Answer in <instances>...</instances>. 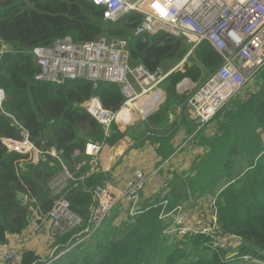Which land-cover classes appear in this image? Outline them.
<instances>
[{"label":"trees","instance_id":"obj_1","mask_svg":"<svg viewBox=\"0 0 264 264\" xmlns=\"http://www.w3.org/2000/svg\"><path fill=\"white\" fill-rule=\"evenodd\" d=\"M103 10L90 0H0V87L6 91L0 107V244L26 231L33 209L43 215L52 210L58 197L54 185L68 171L74 180L67 181L64 193L82 222L54 235V244L60 252L73 236L88 235L87 240L74 237L75 243L58 259L42 260L26 248L13 264H264V66L200 129L202 151L192 158L190 171L174 173L167 181L170 191H159L151 202L141 204L134 222L116 227L111 218L94 225V189L106 186L110 176L100 165L99 172L89 173L93 162L85 158L86 144L104 141L113 146L129 131L114 124L111 136L105 137L103 125L83 103L98 95L106 108L117 111L124 95L119 85L108 82L97 88L87 79L40 82L31 53L66 36L77 43L103 36L128 38L142 21L140 14H133L107 22ZM130 50L132 65L167 71L185 58L190 43L169 34L140 36L131 41ZM194 53L209 70L202 80L222 63L208 41ZM191 66L188 73L175 72L162 85L174 102L183 101L176 84L184 76L199 77V66ZM167 106L169 100L162 111ZM24 132L43 151L38 163L28 154L9 151L2 142L22 139ZM198 194L214 204V233L184 238L172 233L174 219L169 214ZM199 215L211 217L209 212ZM223 239L225 247L217 244ZM248 255L252 258L244 262Z\"/></svg>","mask_w":264,"mask_h":264},{"label":"built area","instance_id":"obj_2","mask_svg":"<svg viewBox=\"0 0 264 264\" xmlns=\"http://www.w3.org/2000/svg\"><path fill=\"white\" fill-rule=\"evenodd\" d=\"M102 7L103 18L107 22H117L133 14H140L142 21L131 37L109 40L99 37L96 40L77 43L71 36L57 39L50 45L36 46L32 56L39 67L35 79L40 82L64 84L68 81L87 79L94 88L100 82L119 85L124 103L117 111L106 108L101 98L94 95L83 103L85 110L103 125L105 137H110L112 127L118 123H129L133 110L140 116L148 115L162 104L166 97L162 85L171 72L187 64L188 57L205 41L210 42L222 58L216 71L202 80L196 90L188 95L187 103L193 111L195 122L200 130L210 124L213 117L239 93L253 75L264 66V0H90ZM169 34L184 38L190 43V50L181 63L170 70L151 71L144 65L130 63V43L140 36ZM158 94L156 98L153 97ZM148 96L141 104L143 98ZM6 99V91L0 87V107ZM152 102V103H151ZM153 107L155 109L152 111ZM150 111L145 113L147 109ZM152 111V112H151ZM125 112V116L122 114ZM122 117V118H121ZM9 151L28 154L33 163L43 151L24 132L22 139L3 138ZM106 143L89 141L84 153L92 158L90 172H99V160ZM52 153L58 157L57 151ZM82 164H80L81 166ZM68 180H74L68 171L56 184L58 197L52 210L47 214L50 232H67L82 222L73 210L64 193ZM148 175L139 168L132 179L126 181L119 196H115L108 186L94 189L97 204L92 210V220L99 226L108 218L114 205L120 201L128 222H134L141 212V197L146 190ZM183 207L176 206L169 216L174 219L172 233L179 236L191 229L183 228ZM167 216V215H166ZM216 215L211 212V218ZM31 221V217L29 218ZM116 227L121 226L116 223ZM215 224H210L215 228ZM43 230L40 225L29 232L16 235L14 242L0 244V264H13L20 261L33 235ZM192 231L205 233L196 227ZM226 239L219 245L226 246ZM70 249V248H69ZM68 249V250H69ZM66 250V251H68ZM252 257H244L247 262Z\"/></svg>","mask_w":264,"mask_h":264},{"label":"crops","instance_id":"obj_3","mask_svg":"<svg viewBox=\"0 0 264 264\" xmlns=\"http://www.w3.org/2000/svg\"><path fill=\"white\" fill-rule=\"evenodd\" d=\"M185 65L192 64L188 60V63ZM184 84L186 82L183 80V86ZM163 91L166 99L155 109V113L152 112L151 114L140 116L137 111L133 110L127 127L118 125L122 132L128 130L129 135L123 136L115 145L109 148L104 147L102 149L103 152L100 154L99 165L101 166V170L110 176L106 186L110 187L111 193L117 197L121 188L133 176L136 169L141 168L146 172L148 182L141 201L142 205L151 202L159 191L163 192L164 190V192H168L169 186L167 181L173 178L174 173L190 171L191 168L189 169V167L192 158L200 154L203 148L200 143L201 138H199L200 130L187 103L188 96L183 101H178V104L176 103L177 101L172 103L171 100L169 102L171 106H167V111L162 115V109L168 102L167 91L165 89ZM185 91H183V97ZM178 93L182 94L179 87ZM147 97L143 98L140 104ZM41 157L39 155L36 163L41 160ZM85 158L89 159L92 163L91 157L85 154ZM91 166L89 163L88 167L91 168ZM184 177L183 180H185ZM166 184L167 187L164 188ZM163 195L165 194L163 193ZM204 197L202 194L192 196L188 205L198 203L203 209H207L209 207V200ZM117 208L120 210L119 213L116 210ZM111 218L114 226H116V223L120 225L128 223V218L124 214V211L122 212L120 201L114 205L112 213L106 218V221H109ZM37 225H40L43 230L32 236L27 249L30 248L36 251L42 260H46L48 254H50L48 257H55L56 255L60 257L63 255L67 247L75 243L74 237L78 239L77 241L83 239H79L81 237L79 234L73 236L70 243L64 246L60 252H57L53 236L51 238L47 236L51 225L49 218L47 215H43L38 210L33 209L31 221H29V226L25 232H29ZM15 238L16 235L10 236L8 242H14ZM48 245L51 246L52 251L51 253L48 251L46 255L45 252L49 250L47 248Z\"/></svg>","mask_w":264,"mask_h":264},{"label":"rangeland","instance_id":"obj_4","mask_svg":"<svg viewBox=\"0 0 264 264\" xmlns=\"http://www.w3.org/2000/svg\"><path fill=\"white\" fill-rule=\"evenodd\" d=\"M192 58V59H191ZM197 57H196V53H194L193 54V56H189V58L187 59V60H189L190 61V64H192V65H195V63L199 66V70H198V75H199V77L198 76H195V77H193V76H184L183 77V79L182 80H184V82H186V84H184V86H183V81L182 80H180L177 84H179L178 86H180L179 88H180V91L182 92V94L180 93H178V87H177V84H176V86L174 87L175 89H176V93H177V95L178 96H181V97H183V91H185V89H186V91L184 92V97L183 98H181V99H186L187 98V96L191 93V92H193V91H195L196 90V87H197V85L199 84V83H201L202 82V79H200V77L201 76H203L204 75V73L206 72V73H208V71L209 70H207V69H205L202 65V62L200 61L199 62V60L198 59H196ZM181 63V62H180ZM179 63V64H180ZM178 64V65H179ZM190 67H192L191 65H185V64H180V67L177 69V70H175L174 72H171L170 73V75L168 76V78H167V81H166V83H168V81H170L171 79V77H172V75L175 73V72H179V71H182L183 73H188V71H189V68ZM217 68V67H216ZM200 79V80H199ZM182 81V82H181ZM255 93H257V92H255ZM168 100H169V102H171V99L168 97ZM180 102V101H179ZM179 102H176V103H179ZM172 103H175L173 100H172ZM161 109V108H160ZM167 110H166V108L162 111V115L166 112ZM192 113H193V111H192ZM193 117H194V115H193ZM118 125H120V126H122V127H127V125L128 124H125V123H118ZM146 126H147V124H145ZM263 134V133H262ZM110 146H108L107 144H106V148H109ZM103 152V151H102ZM101 152V153H102ZM214 210H215V208H214V204L212 203V205L210 206L209 205V207L207 208V209H203L202 207H201V205H199L198 203H192V204H190V205H187V206H185V207H183V215H185V219H183V228H185V229H191L187 234H184L183 235V238L184 237H186V235H189V236H191L192 235V233H196V232H194V231H192V229H194V227H196L198 230H202V231H206L205 233L206 234H213L214 233V231H215V229L216 228H211L210 227V224H211V222H210V219H211V217H205L204 215H199V213H206V212H209V213H211V212H214ZM112 213V212H111ZM111 215V214H110ZM50 232H52L51 230L48 232V234H47V236L48 237H52L53 235L50 233ZM204 233V234H205ZM177 234V233H176ZM83 238V239H82ZM87 238H88V235L86 236V235H81V237H80V239H82V240H84V241H86L87 240ZM81 240V241H82ZM217 244H219V241H217ZM217 244H215L216 246H217ZM73 247V246H72ZM49 250H47L45 253H46V255L48 254V251H49V253H51V251H52V248H51V246L50 245H48V247H47ZM50 254H48V256H49ZM46 257L47 259H49V258H51V257ZM58 257V255H56L54 258L55 259H58L57 258Z\"/></svg>","mask_w":264,"mask_h":264},{"label":"bare ground","instance_id":"obj_5","mask_svg":"<svg viewBox=\"0 0 264 264\" xmlns=\"http://www.w3.org/2000/svg\"><path fill=\"white\" fill-rule=\"evenodd\" d=\"M179 85V84H178ZM181 86V85H180ZM180 86H178V87H180ZM158 96V94H156L154 97L156 98ZM155 109V107H153V109H152V111ZM150 111V108L149 109H147L146 111H144L145 113H147V112H149ZM151 111V112H152Z\"/></svg>","mask_w":264,"mask_h":264}]
</instances>
